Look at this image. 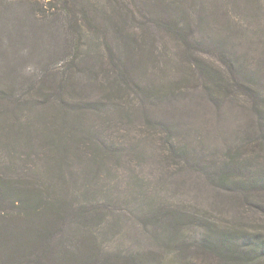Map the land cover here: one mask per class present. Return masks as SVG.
I'll use <instances>...</instances> for the list:
<instances>
[{
    "label": "trees",
    "instance_id": "obj_1",
    "mask_svg": "<svg viewBox=\"0 0 264 264\" xmlns=\"http://www.w3.org/2000/svg\"><path fill=\"white\" fill-rule=\"evenodd\" d=\"M27 1L42 5L39 11L46 17L54 19L60 15L65 20L66 31L72 38L73 59L64 66L56 83L49 80L51 74L47 72L25 91L20 90L17 95L4 92L0 97V112L4 113L45 108L41 114L45 120L40 123L44 126V138L37 137L35 147H46L51 155L41 160L43 182L33 174H23L14 180L0 172V264H161L152 249L111 246L112 233L101 230L120 205L102 200L106 194L100 181L102 169L120 157L117 145L100 139L95 146L92 156L97 166L94 174L90 171L88 179L94 187L91 198L78 201L73 196L55 193L56 182H64L55 167L65 165L69 150V145L62 143L76 136L77 123L89 112L99 114L109 108L114 115L120 113L128 118L133 116L128 106L139 105L143 127L153 126L161 135L157 137L160 163L171 167L158 176L161 185L186 193L211 188L210 191L223 192L230 202L236 193L242 196L264 190L263 165L254 164L260 161L259 154L264 157V91L246 80L235 81L240 70L233 56V50L245 38L250 47L260 31V38L264 34V12H261L264 0H145V4L152 1V6L162 7L164 14L148 15L139 10L140 28L150 25L188 52L197 50L204 54L212 50L211 54L218 60V64H207L201 56L185 55L189 67L183 85L157 82L158 78L148 74L145 57L151 59V52L145 49L142 36L127 22L133 13L128 0ZM242 10L248 14L244 16L249 20L246 25L233 17L234 12ZM214 17L222 20L216 22ZM195 29L202 32L200 37L205 43L193 36ZM122 58H126L123 72L117 66ZM129 64L133 67L128 70ZM100 77L107 81L99 82ZM183 90L190 94L185 108L175 101L178 96L181 98ZM208 114L214 125H217L215 121L241 118L238 136L237 133L224 135V127L201 132L203 126L197 127V123L207 124ZM2 128L0 164L10 156L11 148L16 152L22 138L28 147H34L36 136L15 128L10 131ZM213 136L220 143V154L217 159L199 163L202 156L198 153L204 152L199 151L200 146L204 147L200 137L212 139ZM155 156L152 153L148 157ZM174 164L176 169H172ZM79 166L81 162L77 169ZM135 207L136 225L144 232L152 228L149 240L162 243L163 248L181 242L177 247L180 254L170 256L163 264H264L263 234L213 226L191 208L170 206L157 198L148 197ZM122 215L123 220L129 219ZM189 226L202 232L194 248L186 241L184 230ZM64 228L71 232L65 240L62 239ZM203 253L209 261L204 260Z\"/></svg>",
    "mask_w": 264,
    "mask_h": 264
},
{
    "label": "rangeland",
    "instance_id": "obj_2",
    "mask_svg": "<svg viewBox=\"0 0 264 264\" xmlns=\"http://www.w3.org/2000/svg\"><path fill=\"white\" fill-rule=\"evenodd\" d=\"M128 1L133 13L127 22L134 26L133 31L137 32L138 36H142L145 49H150L151 59L144 56L148 60L145 67L150 76L158 78L157 82L171 81L183 85L187 80V68L189 67L185 58L187 54L190 57L201 56L203 57L202 61L207 64H212V62L218 64L217 58L211 54L212 50H204L207 54H200L201 52L197 50L188 52L182 45H175L172 38L163 37L150 25L140 28V16L137 14L139 10L148 15H156L164 14L163 9L160 6H152L154 4L152 1H148L146 4L145 0ZM261 6L263 8L261 12H264V2ZM40 7L42 10V5L39 6V4L27 0H0V97L4 92H7L8 95L10 93L17 95L20 90L25 91L32 84H37L43 79L47 72L51 74L49 80L56 83L57 79H61V73L65 70L64 66L69 65L73 59L72 38L66 31L67 23L60 15L54 19L46 17L39 11ZM213 10L214 5L211 6V13ZM233 15L237 20H243L244 25L249 22L244 17L248 15L244 10L240 13L234 12ZM215 19L216 22L222 20L221 17ZM221 25L224 24L221 22ZM260 32L252 46H248L247 38L241 42V46L237 45L233 50V56L240 70V75L236 76L235 81L246 80L252 85L261 86V90L264 91V34L260 38ZM200 33L195 29L193 36L205 43L206 40L201 39ZM224 33L226 32L222 31V34ZM253 36L254 34L251 36L252 39ZM239 37H243V34H240ZM114 51L118 53V49H114ZM133 60L130 61L131 64ZM125 63L126 58L124 60L122 58V62L117 64L119 71H126L123 67ZM131 64L126 69L129 70L130 67H133ZM106 67L108 68L107 64ZM110 74L111 77L114 76L112 71ZM80 78L81 75H79V80ZM104 81L107 79L99 78V82ZM99 82L97 84L100 85ZM189 97L190 94L183 90L181 98L178 96L175 101L179 106L185 108ZM133 104L128 106L132 111L133 116L131 117L124 118L119 115L120 113L114 115L108 111L109 108H105L99 114L95 111L89 112L84 120L77 123L76 136H73L71 141L62 143L64 146L69 145V150L67 151L68 155L66 154L65 165L55 167V172H60L64 177V182L61 184L56 182L57 191L55 190V193L60 196H73L78 201L88 200L87 198L94 195L93 182L90 183L88 179L90 171L93 173L97 166L92 155L96 144L101 139L117 145L120 155L117 160L113 161V165L104 167L100 173L103 176L100 181L104 183L106 194L102 200L107 199L108 202L112 200L120 203L115 215L111 216L109 223L104 224L101 229L106 234L112 233L113 244L111 246L140 251H143L144 248L152 249L155 252L154 256L157 255V261H160L161 264L168 261L170 256L180 254L177 247L181 242L176 241L170 248L166 246L163 248L162 243L157 244L149 240L152 228H148V232H144L136 225L138 224L135 218L136 203L142 204L148 197L157 198L159 201L163 200L170 206H180L186 210L191 208L197 214L204 215V219L209 220L216 227L264 235V190L258 189L242 195L244 199L236 193L230 202L223 192L216 193L215 190L210 191L211 188H203L200 192L196 190L186 193L184 190H176L172 186L159 184L158 176H161V172L171 168L161 164L157 156L159 153L157 137L161 138V135L158 129L153 126L149 127L150 130L143 127L141 114H138L140 112L139 105ZM0 111L2 110L0 109ZM44 111L45 108L39 106L38 109L33 107L22 111L13 109L10 111L11 113L0 112V140L3 139L1 134L4 129L2 127H6V131L15 128L33 137L36 136L32 144L34 147H28L29 145L24 143L25 138H22L16 152L11 148V151L8 152L10 156L0 164V172H3L8 179L15 180L28 173L36 176L41 182L45 180V174H42L40 165H42V159L51 158L50 151L46 147H35L37 137L44 138L42 131L44 126L40 125L45 120L41 115ZM240 119L238 117L235 120L223 119L224 122L215 121L217 125H214L210 117L207 124L197 121V127L202 128L203 126L201 132L205 130L213 132L218 127H224V135L237 133L238 136L240 128H242ZM86 140L84 149L83 142L85 143ZM199 140L204 146L199 148V151H204L198 153V156H202L199 163L217 159V155L220 154L218 139L213 136L212 139L200 137ZM121 147H125L127 150L123 151ZM141 148L144 149L143 153L140 152ZM51 152L55 153V150L51 149ZM152 153L156 155V158L148 157ZM243 155L246 158L247 152ZM258 158L260 161L254 164L261 163L262 171H264V157L259 154ZM108 159L107 157L106 161ZM79 162H81V166L77 169ZM175 166L176 164L172 166V169H176ZM196 166V169H200V166ZM122 213L129 219L123 220ZM114 220H117L118 223L113 222ZM64 232L63 240L71 234L66 228H64ZM184 232H187L185 233L186 241L190 247H197L195 243L202 235L199 228L189 226ZM205 255L206 253H203L202 257L205 261H209V257L205 258ZM146 259L148 258L146 257ZM210 264L215 263L210 262Z\"/></svg>",
    "mask_w": 264,
    "mask_h": 264
}]
</instances>
